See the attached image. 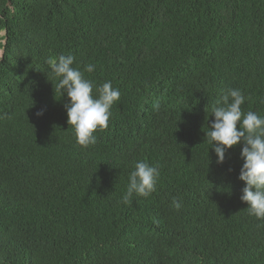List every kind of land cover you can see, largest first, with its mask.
I'll return each instance as SVG.
<instances>
[{"label":"trees","instance_id":"obj_1","mask_svg":"<svg viewBox=\"0 0 264 264\" xmlns=\"http://www.w3.org/2000/svg\"><path fill=\"white\" fill-rule=\"evenodd\" d=\"M0 49V264H264L243 144L217 164L205 133L230 88L264 116V0H0ZM60 55L121 93L87 148L54 90ZM139 161L156 191L123 204Z\"/></svg>","mask_w":264,"mask_h":264},{"label":"clouds","instance_id":"obj_2","mask_svg":"<svg viewBox=\"0 0 264 264\" xmlns=\"http://www.w3.org/2000/svg\"><path fill=\"white\" fill-rule=\"evenodd\" d=\"M47 63L50 72L59 78L54 84L55 92L68 97L64 104L67 123L74 128L77 144L84 148L95 145L97 131L109 127L111 110L121 97L120 90L114 88L111 81L97 87L93 81L86 79L79 67H74L75 57L72 55L50 58ZM85 71L94 72L95 65H86ZM246 100L242 90H226L212 108L215 119L205 133L208 144L217 156V164L226 161L230 149L243 144L239 179L245 186L240 199L247 203L246 210L250 216L264 219V116L254 111L244 112L242 105ZM153 108L159 111V101L153 104ZM37 115H43V111ZM159 178V166L146 161L136 162L129 175L127 191L120 202L128 204L134 195L150 196L156 191ZM172 205L177 210L182 207L176 198H173Z\"/></svg>","mask_w":264,"mask_h":264},{"label":"water","instance_id":"obj_3","mask_svg":"<svg viewBox=\"0 0 264 264\" xmlns=\"http://www.w3.org/2000/svg\"><path fill=\"white\" fill-rule=\"evenodd\" d=\"M6 34V32L5 33H2V35H5ZM5 43V42H4ZM4 56V50L2 49L1 50V57H3Z\"/></svg>","mask_w":264,"mask_h":264},{"label":"rangeland","instance_id":"obj_4","mask_svg":"<svg viewBox=\"0 0 264 264\" xmlns=\"http://www.w3.org/2000/svg\"><path fill=\"white\" fill-rule=\"evenodd\" d=\"M1 50H2V49H0V58H1Z\"/></svg>","mask_w":264,"mask_h":264}]
</instances>
